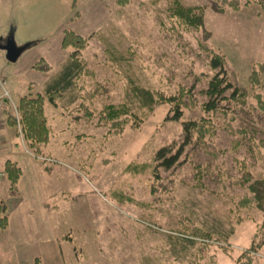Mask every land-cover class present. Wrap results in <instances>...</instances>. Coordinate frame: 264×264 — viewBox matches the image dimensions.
I'll list each match as a JSON object with an SVG mask.
<instances>
[{
	"label": "rangeland",
	"instance_id": "obj_1",
	"mask_svg": "<svg viewBox=\"0 0 264 264\" xmlns=\"http://www.w3.org/2000/svg\"><path fill=\"white\" fill-rule=\"evenodd\" d=\"M18 1L16 29L0 26L4 43L12 35L20 51L13 64L20 75L10 94L18 117V99L42 94L75 52L62 47L64 33L86 40L76 53L83 70L72 87L53 103L44 99L49 139L40 153L25 142L21 124L14 127L20 146L38 166L66 174L62 181L50 177V188L61 193L50 201L56 207L52 222L61 261L47 260V243L37 246L36 259L41 264H264V213L238 208L246 187L235 183L264 178V111L255 99L264 89V73L259 74L261 89L249 83L251 72L264 64V13L257 0H237V10L224 7L223 13L213 10L215 0H180L203 8L206 47L223 56L247 92L245 106L228 99L210 113L201 110L207 102L203 92L217 71L200 46L202 31L170 16L173 0ZM99 84L106 92L94 95ZM140 90L154 100L187 92L183 118L173 119L169 103L143 108ZM107 104L131 110L122 117L129 121L119 133L102 120ZM191 111L203 116L211 131L202 139L193 135L174 167L154 171L159 149L174 154L182 144L184 117ZM207 141L219 156L205 153ZM133 163L151 167L139 175L124 174ZM196 167L219 173L220 185L209 172L197 182ZM9 198L5 181L0 204ZM4 237L0 264H34L24 256L23 239L14 248Z\"/></svg>",
	"mask_w": 264,
	"mask_h": 264
},
{
	"label": "trees",
	"instance_id": "obj_2",
	"mask_svg": "<svg viewBox=\"0 0 264 264\" xmlns=\"http://www.w3.org/2000/svg\"><path fill=\"white\" fill-rule=\"evenodd\" d=\"M212 8L216 13H223L224 7L237 10L240 6L237 0H215L212 2ZM257 4L261 11L264 13V0H257ZM168 12L172 18L177 20L181 25L186 28H192L195 30H201L202 36L199 43L201 48L211 55L209 66L213 71H217L214 77L209 81L207 89L203 92L207 98V102L201 107L203 113L217 112L222 102L226 100H232L235 104L241 106L246 105L247 92L244 88L239 87L233 77V72L228 68L227 63L223 56L212 53L211 50L206 47L205 43L209 38V33L203 30V8L199 6H186L180 2V0H173L168 8ZM86 40L79 35L72 32H65L62 39L63 48H73V52L66 63L62 66L59 73L46 84L42 94L32 96L21 97L18 103V113L20 117V124L22 127V134L25 142L29 145V148L40 153L39 147L46 144L49 139V129L47 127L46 119L44 117V99L48 98L50 103H53L54 97L69 90L72 87L73 81L78 77V74L82 72V63L79 61L77 52L82 50L85 46ZM36 69L48 70V68L36 67ZM264 73V64L258 66V71H252L249 76V83L255 88L259 86V74ZM106 91L100 84L94 88V95H102ZM229 93V94H228ZM187 92L181 91L178 98H158L154 100L151 93L148 91H138V98L143 108H147L148 111H152L155 105L160 103L172 104V111L174 112V120L183 118L182 107H187ZM229 95V96H227ZM255 99L257 106L260 110L264 111V89L261 93L256 94ZM10 108V107H9ZM11 110V108H10ZM129 107L125 105H113L107 104L103 108L102 120L110 123V127L115 129V133L121 132V130L128 124L129 120H122V117L129 115L131 112ZM186 120L183 123V142L179 146L178 150L171 154V150L167 148H161L157 151L154 157L155 168L162 167L165 170H169L174 167L178 162L184 148L189 144L193 135H196L198 139H202L211 130L206 124H203L205 120L203 116L197 115L194 112H190ZM10 124L16 126L15 118L13 115L9 116ZM226 126V129L230 133H234L231 130L230 123ZM203 148L208 155H217L219 153L213 147V143L207 141L203 143ZM151 165L147 164H130L123 173L129 175H139L148 170ZM4 172L6 174L7 181L9 183V193L16 195V184L21 175L19 167L10 161L4 164ZM212 173V180L217 185H220V174H214L210 172L209 168H195V178L197 182H200L203 175L206 173ZM235 183L246 187V193L243 198L237 203L239 209L254 208L264 213V178L259 177L255 179L245 178L244 180H237ZM121 194V193H120ZM126 203H134L129 197H122ZM121 199V200H122ZM7 226V214L4 205H0V229H5ZM34 264H41L38 259H35Z\"/></svg>",
	"mask_w": 264,
	"mask_h": 264
},
{
	"label": "crops",
	"instance_id": "obj_3",
	"mask_svg": "<svg viewBox=\"0 0 264 264\" xmlns=\"http://www.w3.org/2000/svg\"><path fill=\"white\" fill-rule=\"evenodd\" d=\"M21 2L0 0V26L7 25L16 29L15 9ZM10 36L12 35H9L5 44L4 35L0 31V77L3 80L0 81V97L5 94L7 96L5 105L0 110V188L6 181L9 190V183L4 172V164L7 161L15 163L19 167L21 175L16 184V195L9 193V200L5 203L2 202L7 214V226L5 229H0V247H5L4 235L11 238L14 248L21 247L23 239L26 249L24 256L26 259H32L33 262L38 254L37 246L47 243L49 244V249L47 248V258L49 259L47 260L61 261V245L58 243L60 237L57 239L52 222L55 220L56 207L50 204V201L56 196L60 197L61 193H59V189L53 191L50 188V177L53 176L58 181H62L66 174L38 166L39 162L36 161V158L26 154L24 148L20 146L22 145L20 137H17L14 126L10 124L9 116L13 115L12 106H15L16 103L15 95L10 96V94L15 92L16 81L20 75L18 67L13 65L19 57L13 62L6 58L5 46L15 45L13 36L11 39ZM10 62L12 64H8ZM39 239L40 241H38ZM16 250H20V248ZM28 254H33V256L29 258ZM40 260L43 262L42 259Z\"/></svg>",
	"mask_w": 264,
	"mask_h": 264
},
{
	"label": "water",
	"instance_id": "obj_4",
	"mask_svg": "<svg viewBox=\"0 0 264 264\" xmlns=\"http://www.w3.org/2000/svg\"><path fill=\"white\" fill-rule=\"evenodd\" d=\"M5 50H6V58L11 62L15 61L20 54V51L13 45L5 46Z\"/></svg>",
	"mask_w": 264,
	"mask_h": 264
},
{
	"label": "built area",
	"instance_id": "obj_5",
	"mask_svg": "<svg viewBox=\"0 0 264 264\" xmlns=\"http://www.w3.org/2000/svg\"><path fill=\"white\" fill-rule=\"evenodd\" d=\"M6 99H7L6 94L0 97V110H1V109L3 108V106L5 105V100H6ZM12 110H13V112H14L15 122H16V125H17L16 128H18L19 125H20V120H19V117H18V115H17V111H16L15 106H12ZM18 131H19V129H18Z\"/></svg>",
	"mask_w": 264,
	"mask_h": 264
}]
</instances>
